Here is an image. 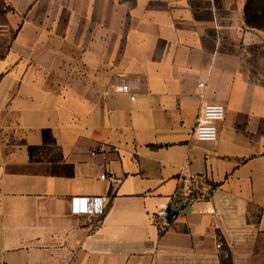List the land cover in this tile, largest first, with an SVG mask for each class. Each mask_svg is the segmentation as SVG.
I'll list each match as a JSON object with an SVG mask.
<instances>
[{"label": "crops", "instance_id": "1", "mask_svg": "<svg viewBox=\"0 0 264 264\" xmlns=\"http://www.w3.org/2000/svg\"><path fill=\"white\" fill-rule=\"evenodd\" d=\"M246 6L0 0V264H264V33ZM210 102L227 116L199 142ZM198 179L214 215L185 201Z\"/></svg>", "mask_w": 264, "mask_h": 264}, {"label": "built area", "instance_id": "2", "mask_svg": "<svg viewBox=\"0 0 264 264\" xmlns=\"http://www.w3.org/2000/svg\"><path fill=\"white\" fill-rule=\"evenodd\" d=\"M198 88L204 90L205 83L198 84ZM118 91L126 94H130V86L128 84L120 83L118 85ZM203 92L200 95L203 97ZM132 99L135 96H131ZM227 116V108L223 103L210 102L203 105L200 113L196 117L195 125L192 131V137L199 142H216L219 137V125L225 120ZM95 154L96 151H93ZM102 180L109 182L116 187L121 179L110 171H105L100 177ZM204 180L198 179L196 183L187 191L185 201L193 203L198 199L207 201L210 206L207 208V212L211 215L215 214V207L211 204V191L213 185H208L206 191L201 190L200 186L203 185ZM182 194V193H181ZM107 203L106 197H73L72 198V212L75 214L85 215H102L105 211V204ZM171 203L165 208L160 209L154 217V223L159 228L161 233L167 231L170 226V221L175 217L174 211H169ZM171 214V217L169 215ZM216 247L218 251H222L223 243L221 239L217 240ZM228 256V253L226 252Z\"/></svg>", "mask_w": 264, "mask_h": 264}, {"label": "rangeland", "instance_id": "3", "mask_svg": "<svg viewBox=\"0 0 264 264\" xmlns=\"http://www.w3.org/2000/svg\"><path fill=\"white\" fill-rule=\"evenodd\" d=\"M246 13L250 27L264 33V0H247ZM258 54L260 59L258 63L262 67L264 66V48L260 47Z\"/></svg>", "mask_w": 264, "mask_h": 264}, {"label": "trees", "instance_id": "4", "mask_svg": "<svg viewBox=\"0 0 264 264\" xmlns=\"http://www.w3.org/2000/svg\"><path fill=\"white\" fill-rule=\"evenodd\" d=\"M223 264H230V263H226V262H225V263H223Z\"/></svg>", "mask_w": 264, "mask_h": 264}, {"label": "water", "instance_id": "5", "mask_svg": "<svg viewBox=\"0 0 264 264\" xmlns=\"http://www.w3.org/2000/svg\"><path fill=\"white\" fill-rule=\"evenodd\" d=\"M169 217H171V214L169 215Z\"/></svg>", "mask_w": 264, "mask_h": 264}]
</instances>
